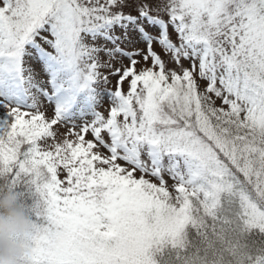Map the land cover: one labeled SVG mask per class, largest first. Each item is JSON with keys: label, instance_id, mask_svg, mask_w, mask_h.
Here are the masks:
<instances>
[{"label": "snow or ice", "instance_id": "1", "mask_svg": "<svg viewBox=\"0 0 264 264\" xmlns=\"http://www.w3.org/2000/svg\"><path fill=\"white\" fill-rule=\"evenodd\" d=\"M0 188L20 264H264V0H0Z\"/></svg>", "mask_w": 264, "mask_h": 264}, {"label": "clouds", "instance_id": "2", "mask_svg": "<svg viewBox=\"0 0 264 264\" xmlns=\"http://www.w3.org/2000/svg\"><path fill=\"white\" fill-rule=\"evenodd\" d=\"M31 230L28 208L16 191L0 188V264H20L29 247L25 236Z\"/></svg>", "mask_w": 264, "mask_h": 264}, {"label": "rangeland", "instance_id": "3", "mask_svg": "<svg viewBox=\"0 0 264 264\" xmlns=\"http://www.w3.org/2000/svg\"><path fill=\"white\" fill-rule=\"evenodd\" d=\"M125 12H133L134 13V8L125 9ZM117 31H119V30H117ZM149 31L153 35L157 34V29H155V28H152ZM173 38H175L174 34H173ZM132 39H133V41H135V43H126L124 46L129 48V49H131V48H144L145 47V44H144V42L142 40H140L138 33H132ZM97 42L101 43V44L105 43L102 40H98ZM108 46L111 47V45H108ZM153 47H154V50L157 51L162 56V58L166 61V64L169 67H175V65L171 62L170 57L164 53V51L162 49V46H160L159 44L154 43ZM101 59L102 60L106 59L104 57L103 53H101ZM31 63H32V66L34 67V70H35V73H36V78L38 80H46L47 77H46V74H45V72L43 70L42 63L37 61V60H32ZM124 63L126 64L127 60H125ZM149 63H150V61H149ZM184 64L187 66V61H184ZM100 71L106 73L108 70L107 69H101ZM115 82H116V77L115 76H110L108 84H104L103 82H101V83H99L97 85V89H98V91L101 94V103L99 105L98 110H104V109H106L109 106V98H108L107 92H108L109 89H114ZM201 85L203 86V81H201ZM124 88H125V90L127 89V84L124 85ZM217 104H219V101H217ZM45 109L47 111V114L49 116H51L52 113H53V105L51 103L45 102ZM87 118L88 117H85V119H87ZM76 122L80 123V118L79 117H76ZM57 127H60V126L58 125ZM88 138L91 139V136L89 135ZM169 183H171L170 180H169Z\"/></svg>", "mask_w": 264, "mask_h": 264}]
</instances>
